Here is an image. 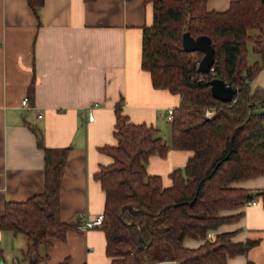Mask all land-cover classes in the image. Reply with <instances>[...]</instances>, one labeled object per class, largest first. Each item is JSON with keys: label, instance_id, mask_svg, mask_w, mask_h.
Returning a JSON list of instances; mask_svg holds the SVG:
<instances>
[{"label": "trees", "instance_id": "16d2710c", "mask_svg": "<svg viewBox=\"0 0 264 264\" xmlns=\"http://www.w3.org/2000/svg\"><path fill=\"white\" fill-rule=\"evenodd\" d=\"M45 0H28L36 11ZM154 5L155 18L143 29L142 67L153 86L181 96L171 120L172 140L160 129L134 123L117 105L114 136L117 143L103 147L112 163L95 174L106 195L104 223L106 254L111 264H229V257L246 254L255 242L235 243L232 233L209 232L234 222L237 210L256 192L235 183L264 176V89L252 82L264 69V0H235L229 9L208 8V0H145ZM209 36L215 63L199 70L203 51H187L183 34ZM260 60L251 63L249 43ZM222 79L237 93L233 101L214 97L211 81ZM207 110H212L207 116ZM45 153V188L23 202L8 201L1 228L23 234L28 245L17 264H45L42 245L65 240L78 223L58 215V195L70 148L51 149L43 132L33 128ZM172 149L192 156L170 173L172 185L148 173L153 155L165 157ZM204 240L197 248L185 240ZM60 264H69L65 259ZM247 264H254L248 262Z\"/></svg>", "mask_w": 264, "mask_h": 264}, {"label": "crops", "instance_id": "0c3cea01", "mask_svg": "<svg viewBox=\"0 0 264 264\" xmlns=\"http://www.w3.org/2000/svg\"><path fill=\"white\" fill-rule=\"evenodd\" d=\"M233 1L208 0V8L225 11ZM154 18V5L145 0H45L36 11L28 0H0V264L19 263L28 245L25 235L1 228L6 203L26 201L45 188V153L33 128L43 132L47 147L70 148L58 215L79 224L104 213L106 195L95 174L112 163L102 148L117 143V105L132 122L159 128L162 137L171 126L168 110L179 106L181 96L155 88L142 67L143 29ZM251 86L264 89V69ZM163 139L169 143L172 133ZM191 156L177 149L153 155L148 173L170 187V173ZM234 186L256 192L258 204L222 211L242 215L214 230V237L227 232L235 243L255 242L246 254L229 257V264H264V196L257 195L264 176ZM203 243L187 238L184 244ZM106 244L100 228L73 229L39 250L49 256L45 264H111Z\"/></svg>", "mask_w": 264, "mask_h": 264}, {"label": "water", "instance_id": "95a60500", "mask_svg": "<svg viewBox=\"0 0 264 264\" xmlns=\"http://www.w3.org/2000/svg\"><path fill=\"white\" fill-rule=\"evenodd\" d=\"M183 44L187 51H203L204 56L199 63V70L202 72L210 71L216 59L215 48L212 45L211 38L206 35L195 38L189 31H185L183 34ZM210 84L214 97L223 102L233 101L237 93L234 87L227 85L225 81L218 78L213 79ZM257 195L264 196V191L258 192Z\"/></svg>", "mask_w": 264, "mask_h": 264}, {"label": "built area", "instance_id": "2783aa9c", "mask_svg": "<svg viewBox=\"0 0 264 264\" xmlns=\"http://www.w3.org/2000/svg\"><path fill=\"white\" fill-rule=\"evenodd\" d=\"M23 107L25 108H28L29 107V99L27 97L24 98L23 102ZM213 113L212 110H207V116H211ZM173 116H174V109L171 108L168 110V120H172L173 119ZM89 119L90 120H94V114L93 113H90L89 114ZM248 204L250 205H257L258 204V200L257 199H252L248 202ZM104 214L101 213L99 214L94 220H88L84 223H79L77 225V229L81 230V231H87V230H90V229H94V228H98V227H101L104 223ZM208 239H211V240H214V233L213 232H209L208 235H207Z\"/></svg>", "mask_w": 264, "mask_h": 264}, {"label": "rangeland", "instance_id": "374dc122", "mask_svg": "<svg viewBox=\"0 0 264 264\" xmlns=\"http://www.w3.org/2000/svg\"><path fill=\"white\" fill-rule=\"evenodd\" d=\"M249 51H250V53H249V59H250V62L251 63H254L256 60H258L259 58H260V56L258 55V54H255L254 52H253V44H252V42L251 43H249ZM167 126H166V130H164V132H163V137L165 138V134H170V136H171V126H170V123H167L166 124ZM165 140V139H164ZM169 143L171 142V139L168 141ZM57 209H58V207H57ZM163 264H174L173 262H165V263H163Z\"/></svg>", "mask_w": 264, "mask_h": 264}]
</instances>
